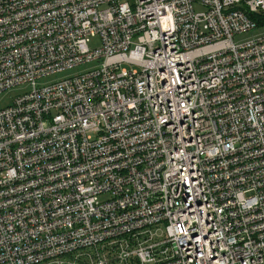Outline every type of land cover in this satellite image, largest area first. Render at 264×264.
<instances>
[{
	"label": "built area",
	"instance_id": "2783aa9c",
	"mask_svg": "<svg viewBox=\"0 0 264 264\" xmlns=\"http://www.w3.org/2000/svg\"><path fill=\"white\" fill-rule=\"evenodd\" d=\"M258 13L0 0V264H264Z\"/></svg>",
	"mask_w": 264,
	"mask_h": 264
},
{
	"label": "rangeland",
	"instance_id": "374dc122",
	"mask_svg": "<svg viewBox=\"0 0 264 264\" xmlns=\"http://www.w3.org/2000/svg\"><path fill=\"white\" fill-rule=\"evenodd\" d=\"M264 36V27H257L256 29L249 30L240 34H237L234 38V41L236 43H243L247 42L253 39H257ZM89 46L91 48H97L101 46V39L99 37H92L89 42ZM95 64L94 63H87L81 66H77L73 69H68L66 71L54 74L52 76H49L45 78V81H55L60 80L66 77L74 76L77 74H80L82 72H86L93 68ZM28 89L27 85H20L13 87L12 89H9L8 91L4 92L2 95H0V108L5 107L6 105L10 104L13 100V97L17 96L21 92H24ZM108 197L103 196L101 197V200L106 199Z\"/></svg>",
	"mask_w": 264,
	"mask_h": 264
},
{
	"label": "trees",
	"instance_id": "16d2710c",
	"mask_svg": "<svg viewBox=\"0 0 264 264\" xmlns=\"http://www.w3.org/2000/svg\"><path fill=\"white\" fill-rule=\"evenodd\" d=\"M253 19L257 22L258 27H264V13L252 15Z\"/></svg>",
	"mask_w": 264,
	"mask_h": 264
}]
</instances>
